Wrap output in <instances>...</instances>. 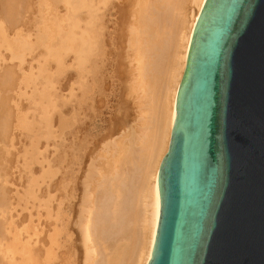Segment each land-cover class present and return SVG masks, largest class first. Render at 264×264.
<instances>
[{
  "label": "bare ground",
  "instance_id": "bare-ground-1",
  "mask_svg": "<svg viewBox=\"0 0 264 264\" xmlns=\"http://www.w3.org/2000/svg\"><path fill=\"white\" fill-rule=\"evenodd\" d=\"M5 1L7 2V0H4V2ZM22 1H20L21 4H24L26 0L23 3ZM41 1H45L46 3V7H44V5L41 6L44 7L43 10L39 9L41 7H34L35 9H39V14L37 13L39 17L45 8L48 9L53 6L59 8L58 5H55L59 0H55V4L53 5L51 0ZM62 1L66 3L69 11V21L67 20L69 22L67 23L69 27L65 28L64 25L59 23L54 39L56 43L52 41L56 45L52 44L53 47H49V45H51L50 40V42H47L49 45L47 44L48 46H45V48L49 49L48 54L46 55L47 51H45V56L42 54L45 63H42L41 60L39 61L41 56L39 59L38 56H35V58L37 57L35 61H37L38 64L39 62L42 63L39 71L34 72L31 70L30 72H26L25 70L24 72L22 65L25 66V64H21L19 61L16 66L20 65L21 70L17 69L19 67L14 65L17 70H14L13 73V70H9V66L11 68L13 64H9L7 65L9 71L5 69V74L1 73L3 76L0 75V84L11 78L12 81H18L21 84V78H23L24 83H26L25 85L33 88V93L30 92L31 95L30 93L27 94V96L30 95L29 97L31 99H34L32 105L35 102L43 108L42 114H39L40 117L42 116V119L39 117L41 122L26 117L25 115H28L26 112L29 110L26 112L21 111L24 114L26 113L25 115L21 114L25 120H23V118L19 119L18 117L20 116L18 114L15 115L18 119L16 120L18 122L20 120L25 121V123L23 122L25 126L20 127L18 126L20 122H16L18 124L16 125L13 123L14 127L15 125L18 126L17 128L24 127L23 129L25 131H27V128L34 133H31L34 138L39 139L43 136L47 139V142L50 138L54 140L53 145L47 143L43 149H40L39 146L35 144L36 141L32 140V146L30 148L26 146L27 152L25 153L27 159L24 162V169L30 170L32 164L35 162H38L46 172L53 168L52 166L56 168V170H54L56 178L49 183H45L44 181L40 183L37 178L34 177L36 173L35 175L31 174L32 182L30 180L31 183L26 193L28 195L27 197L25 195L21 196L22 192L19 191V188L13 190L11 187L12 185L8 183L10 176L7 178L8 182L5 180L6 177L0 176V184L3 183L2 180L5 178L4 180L7 182V188L9 185L12 188H8L9 190L7 189L5 191L6 185L3 184V187L5 186L4 188L2 184L0 185L2 187V189H0V256L2 257H0V263L2 264L3 262L1 261L5 260V264H77L78 261L75 257L77 255L75 254H77L76 251H78V249L75 243L76 239L74 238L76 229V232H78L80 236L78 239L81 243L79 244H82V246H80L82 254L78 253L82 255L81 261L78 262L79 264H148L152 256L161 210L159 169L169 148L172 128L176 118L178 89L186 68L193 30L205 0ZM33 2L36 1L33 0ZM8 3L4 4L2 2L1 5L5 6ZM47 4L52 6L48 5V7ZM62 4L64 3L62 2ZM36 5L38 6L37 2ZM3 6L0 7V10ZM8 6L6 7L8 8ZM22 7L20 5V8ZM34 8L33 10H35ZM80 8L85 9V14L83 13V17L85 16L84 18L80 15ZM18 9H16L17 12ZM61 9L62 8L59 10ZM5 10L3 8L5 12H2L3 16L6 15L7 10ZM35 11L37 12L38 10ZM20 12L24 11L22 10ZM26 12L25 9V13ZM45 12L46 11H44V14L46 15ZM50 12L51 11H49L47 16H44L46 22L47 17L52 13ZM57 12V15H59V18L57 17L59 19L58 21H63L64 17L61 16L62 13L60 14L59 11ZM29 14L28 12V15ZM33 14L32 20L34 21ZM53 14L55 15L54 12L52 15ZM62 15H65V13ZM17 16H15V18H19ZM8 17L10 18V15ZM5 18L6 16L3 19L1 18L3 22ZM21 18L22 17H20V19ZM38 20L40 24L42 19ZM49 21L50 20H48V22ZM30 22H32L31 18ZM30 22H28V24ZM34 22L36 23L37 21ZM35 23L34 26L36 25ZM22 24L23 23L19 25L22 26ZM43 24L45 25V23ZM52 24L54 25V23ZM5 26L4 24V27ZM47 26L49 30L50 25ZM27 28L28 27L25 29L27 30ZM34 29L35 28H33V30ZM37 29L39 30V27ZM44 29H46V25ZM51 30L46 34H42L40 37V39L42 38V42L44 40L48 41V36L52 35ZM6 31L7 30L4 31L0 25V48L5 47L6 50H11V54L13 52V55L18 56V59L20 58L23 63H25L24 61H27V63L32 62L30 58V62L25 60L27 58L25 56L27 55L25 51V58L22 54H15L16 51H20V49L23 50V47H25L24 45L27 44L29 46L26 42H24L23 47L20 46L27 33L22 35L23 37L21 40L17 36L19 40L22 41L19 42L18 40L19 43L17 45L21 48H17V50V46L15 47V44L12 43L14 42V37L10 35L12 33L9 34L10 37L13 38L11 40L12 42H10L9 39L11 38H7L8 34ZM27 31L29 32L30 30ZM15 32L14 30V36ZM20 32L22 31L20 30ZM49 33L51 35L45 36ZM43 35L45 37L44 40ZM36 36L37 34H35L34 37ZM17 37H15L16 41ZM51 37H53V35ZM28 38L29 37H26V39ZM37 41L38 44H41L39 40ZM43 45L44 44H41L44 49ZM28 46L26 51L29 49ZM40 48L38 47L39 50ZM10 52L7 51L11 56ZM0 53L3 54L2 51ZM68 53L70 54V68L67 69L72 71V82L69 88V95L66 96L61 94V96H59L56 94V91L58 92L59 90L57 83L52 80L53 75L52 78L49 77V69L46 62L50 58H53L57 61L56 65L58 64L62 70L66 64V59L69 58V56L68 58L66 56ZM5 55L6 53L4 52V56ZM29 55H31L30 52ZM11 58L17 59L16 57ZM11 58L10 62L12 63ZM35 58H33V60ZM7 61L8 60H6V62ZM3 63L2 61V65ZM35 65L33 64L31 68L33 69L36 67ZM0 70V72H2L4 69L1 68ZM18 70L19 72L21 71V73L23 72L22 75L24 77H20V73L16 72ZM14 74H19L20 79L15 80L16 78L14 77L17 75L15 76ZM40 75L44 77L43 82L41 81L44 86L43 88L41 84V88L38 85L39 80L42 79L39 78ZM56 75L58 76L60 74ZM1 76L5 78V80ZM19 77L17 76V78ZM38 78L39 80H37ZM110 82H113L112 88L115 91L119 88L123 89V93L121 92L122 95L120 96V98H123L121 99L123 102L125 99L133 98L134 105H138H136L138 107V115L136 114V107V120L132 123L133 125L131 124L132 126L130 129L129 126L125 128V125L129 124L128 111L125 107L123 108L124 111L121 116L112 117V120L109 119V121H112L113 126L106 127L104 122L106 123L108 120L104 121L102 119L101 124L104 125L105 128L98 124L99 120L96 117L100 115L98 113L99 108H101L100 111H102L101 106L107 103L105 97L108 94V84ZM11 83L15 84V82ZM11 83L9 84L10 87ZM14 84L12 85L14 86ZM111 84L109 86H111ZM21 85L23 86V84ZM63 86L65 87V85ZM6 87L5 90L7 92V89L9 91L10 87L7 89ZM12 87L11 89L14 88ZM0 89L4 88L0 87ZM15 90L18 91L19 89ZM27 90L28 89H26V91ZM111 92L113 93V90ZM14 93L16 92L14 91ZM20 93L21 92H19V94ZM26 93L27 92L24 94ZM21 95H18L19 99ZM6 96V98H10V95ZM11 96L13 97L14 95L12 94ZM22 97L25 98V95ZM6 101L8 102L7 99L3 102L6 103ZM12 102L13 101H11V103ZM15 104L17 105V103ZM125 104L123 105L121 103V106H125ZM22 105L26 106L24 103ZM14 106L15 105L12 106L13 109ZM9 109L15 111V109H11V106ZM52 111L55 112V116L52 115ZM10 113L11 115H9ZM10 113L5 116H9V118L6 117L9 120L7 125L9 124L8 127H10V131L12 132L11 129L13 125L10 126V124H12L10 120H12L11 117L13 113ZM17 113H19V111ZM117 113L119 114V111ZM3 114H5V112ZM102 114L103 113H101V115ZM104 117L105 115L103 118ZM0 118L3 120L2 122L0 120L1 123L4 121L8 122L6 118H4L5 120L2 117ZM41 123H43V125L45 123L44 127L46 126V131H43L44 127ZM3 124L1 126H3ZM122 128L123 131L127 129L128 132L126 130L124 133L121 130ZM120 131L123 133L121 134ZM15 132H12L11 135H16ZM42 132H47V135H44ZM0 133H2V131H0ZM116 135L120 136L116 137ZM2 138L4 137L2 136ZM12 141L17 142L13 139ZM39 141L41 144L42 140ZM2 142H4V140ZM14 142L9 141L12 145ZM2 147L4 149V146ZM2 147L1 151L3 152L6 149L2 150ZM6 147H8L7 144ZM12 147L14 148V145ZM52 148V156L47 155ZM15 149L20 148L15 147ZM5 152H3V154H5ZM10 156L12 157L11 153L7 155L8 158H10ZM4 157H6V155ZM17 158L19 159V156ZM22 158L24 159L25 157L23 156ZM4 160L5 158L3 159V163L6 162V160ZM9 161L10 160H8V163ZM11 164H6L4 166L8 168V165ZM8 169L7 172L3 170L6 172L5 175H8ZM12 169L10 166V170ZM19 178L21 179V177ZM44 183L45 185H43ZM7 191L10 193L9 196L7 195L8 193H6ZM11 192H13V194H11ZM39 192L40 194H38ZM19 216H22V220ZM18 218L21 220L20 222L23 221L25 224H27V221H33V225L34 219H38V233L34 231L37 233L35 235L30 232L32 234H30L31 237L33 235H35V237L37 235L40 237H33L34 241L37 243H32L33 239H29L30 237L27 238L29 233L26 231L31 226L26 228L22 225L21 227H24L22 229L20 224L17 223ZM18 227L19 229L21 228L20 232ZM22 230L25 231L24 233L27 236L23 234ZM8 237L10 242H6ZM24 238L28 240L23 241ZM35 244L37 245V249L35 248ZM18 251L22 252V260H18L16 256Z\"/></svg>",
  "mask_w": 264,
  "mask_h": 264
},
{
  "label": "water",
  "instance_id": "water-1",
  "mask_svg": "<svg viewBox=\"0 0 264 264\" xmlns=\"http://www.w3.org/2000/svg\"><path fill=\"white\" fill-rule=\"evenodd\" d=\"M148 264H264V0H205Z\"/></svg>",
  "mask_w": 264,
  "mask_h": 264
},
{
  "label": "rangeland",
  "instance_id": "rangeland-1",
  "mask_svg": "<svg viewBox=\"0 0 264 264\" xmlns=\"http://www.w3.org/2000/svg\"><path fill=\"white\" fill-rule=\"evenodd\" d=\"M10 1H11V2H10ZM13 1H14V2H13ZM13 1H12V0H9V1H8V0H7V2H6V1H5V2H6V3L10 2V3H8V4L5 5V6H3V5H1L2 2H3L4 4H6V3L4 2V0H2V2H1V0H0V7L3 6L4 10H5V9L7 10V11L5 10V11H6V15H5V14H4V15L6 16V18L4 19V20H5L4 22H3V20H2V19L5 17V16H3V13H2V12H4V11H3V8L0 10V15L2 14V15L0 16V17L2 18V19L0 18V25L2 26V28L4 29V31L7 30V31H6L7 34H8L7 38H8V39L11 38V39H9L10 42H12V41H11V40L13 39L12 37H14V40H13L14 42H12V43L15 44V45H14L15 47L17 46L16 49H17V48L20 49L21 47H23L24 42H26V43L29 44V46H28L27 44L24 45L25 47H23V50H21V49H20V51H19L18 49H17L18 51L15 50V51H16L15 54L18 53L19 55L22 54V55L24 56V55H25V52H26V54H27L28 56H27V55H25V56H26L28 59L26 58L25 60H28V62H30L29 60L31 59L32 62H30V63H32V64L27 63V61H24L25 63H23V62H21V59H20V58H19L20 60L18 59V56L13 55V52H12V54H11V52H10L11 50H9V49L6 50L5 47H4L5 49H4V48H0V49H3V50H0V52H1V51L3 52V54L0 53V54H1L0 59L2 58L1 60L4 62L3 65L5 64L6 60H8V61H7L8 63L6 62V64H5L6 66H5V65L3 66V65H2V61L0 60V61H1V63H0V65H1L0 69H1V68L4 69V70H2V72H0V75L5 74V73H4L5 69L8 70V66H7V65H9V64L12 65V64H13L12 66H14V65L16 66V64L19 63V61H20L21 64H25V66L22 65V67L24 68V70H23L24 72H25V70H26V72H30L31 70H33L34 72L39 71V68L42 66V63H45V59H44V56H45V53H46L45 51H47L46 55H47L48 52H49V49L45 48V46L47 47V46L49 45L47 42H50V40H51V45H49V47H51L52 44L56 43V40H54V39H55V37H56V36H55V35H56V30H57V27H58L59 23H61L62 25H64L65 28H68V27H69V24H67V23H69V22H68V21H69V20H68V19H69V13H68L69 11H68V8H67L66 3H65L64 1H62V0H59V1L56 0V1H58V2H56L57 4L54 3L55 0H51L53 3L50 2V1H48L49 3H52V5H53V4L58 5L59 8H58V7L55 8L56 6H53L56 10H55L53 7L48 8V7H49L48 5H50V4H47V6H48L47 8L50 9V10H48V9L45 8L46 10L44 9V11H46V12H45L46 15L44 14V11H42V12H43V13L41 12V16H42V17H41V16H40V17L38 16V14H39L38 12H39V9L43 10V8L46 7V6H45V4H46L45 1L42 2L41 0H40V1H39V0H38V1H37V0H34V1L37 2L38 6L36 5V2H33V0H26V1L24 0L25 2L22 1V0H13ZM20 1H22V3L24 2V4H21ZM26 2H28V3H26ZM62 2H63L64 4H62ZM14 3H16V4H14ZM32 3H33V4H32ZM39 3H40L41 5H40ZM9 4H10V5H9ZM11 4H12V5H11ZM29 4H30V5H29ZM8 5H9V6H8ZM15 5H16V6H15ZM20 5H21V7L23 6V7H22L23 9L20 8ZM33 5H34V6H33ZM43 5H44V7H41V6H43ZM52 5H50V6H52ZM65 5H66V7H65ZM6 6H8V8H7ZM13 6H14V7H13ZM24 6H26V7H24ZM31 6H33V7H31ZM60 6H62V7H60ZM5 7H6V8H5ZM9 7H10V8H9ZM28 7H29V8H28ZM34 7H36V8H37V7H41V8H39V9H35ZM15 8H16V9L19 8V9H18V12L21 13V14H19V13L16 11ZM33 8H34L35 10H38V11L36 12L35 10H33ZM60 8H62V9H61L62 12H61V10H59ZM63 8H64V10H63ZM66 8H67V9H66ZM21 9H22L24 12H20V11H22ZM25 9H26V11H27L26 13H25ZM51 9H52L53 11H52ZM57 9H58V10H57ZM9 10H10V11H9ZM41 10H40V11H41ZM47 10H48V11H47ZM33 11H34V12H33ZM49 11H51L52 13L54 12L55 15H54V14L52 15V13L50 12L51 15L49 14L50 16L47 17V22H48V20H50V21H52V22L49 21L50 23H49V22L47 23V22L45 21L46 19L44 20V18H45L44 16H47L48 13H49ZM57 11H59L60 14H61V13H62V14L65 13V15H62V14H61V16L64 17V20L61 21V22L58 21V20H59V19H58V18H59V17H58L59 15H57V14H58ZM14 12H15V13H14ZM28 12L30 13L29 15H28ZM35 12H36V13H35ZM79 12L81 13V14H80L81 17H83V15L85 14V9L80 8V9H79ZM4 13H5V12H4ZM8 13H9V14H8ZM33 13H34V14H33ZM37 13H38V14H37ZM67 13H68V15H67ZM83 13H84V14H83ZM15 14H16V15H15ZM24 14H25V16H24ZM26 14H27V15H26ZM32 14H33V17H34V21H37L36 23L32 20V19H33V18H32ZM36 14H37V15H36ZM7 15H8V16L10 15V18H9ZM17 15H18V16H17ZM30 15H31V16H30ZM2 16H3V17H2ZM15 16H17V17H19V18H15ZM37 16H38V17H37ZM20 17H22V18L20 19ZM24 17H26V18H24ZM52 17H53V18H52ZM57 17H58V18H57ZM84 17H85V16H84ZM84 17H83V18H84ZM7 18H9V19H7ZM30 18H31V21L34 22V23L36 24L35 26H34V23L30 22ZM37 18L40 19V20L42 19V20H41L42 24H41V22H40V24H39V20H38ZM48 18H49V19H48ZM6 19H7L8 21L11 20V21H9V22L12 23V24H10ZM18 19H19V20H18ZM23 19H24V20H23ZM27 19H29V20H27ZM35 19H37V20H35ZM52 19H53V20H52ZM15 20H16V22H15ZM17 20H18V21H17ZM26 20H27V22H26ZM43 20H44V22H43ZM67 20H68V21H67ZM6 21H7V23H6ZM23 21H24V22H23ZM19 22H20V23H19ZM28 22H30V23L28 24ZM65 22H66V23H65ZM16 23H17L18 25H17ZM21 23H23L22 26L19 25V24H21ZM43 23H45V25H46V29H44V28H45V25H44ZM52 23H54V25H53ZM4 24L6 25V26H5L6 28L4 27ZM15 24H16V25H15ZM24 24H27V25H24ZM30 24H31V26H30ZM32 24H33V25H32ZM38 24L41 25V26H39ZM51 24H52L53 26H52ZM66 24H67V25H66ZM7 25H8V26H7ZM13 25H15V26H13ZM43 25H44V26H43ZM47 25H50L49 30H48V26H47ZM55 25H56V26H55ZM19 26H20V28H19ZM24 26H25V27H24ZM29 26H30V27H29ZM8 27H9V28H8ZM10 27H11V28H10ZM14 27H16V28H14ZM23 27H24V28H23ZM26 27H28L27 30H30V31H29L30 33L25 29ZM38 27H39V30L37 29ZM40 27H41V28H40ZM43 27H44V28H43ZM51 27H52V28H51ZM22 28H23V30H22ZM29 28H30V29H29ZM33 28H35V29H37V30H35V29L33 30ZM42 28H43V29H42ZM8 29H9V30H8ZM17 29H18V30H17ZM51 29H52V30H51ZM12 30H13V31H12ZM14 30L16 31V32H15V36H14ZM20 30H21L22 32H20ZM31 30H33L34 32L31 31ZM43 30H44V31H43ZM50 30H51V34L53 35V37H51L52 35H51L50 33L47 34V35H45V36L51 35V36H48L49 39H48V41H47V40H44L45 37H44V35H43V40H44V41L42 42V38L40 39V37L42 36V34H46V33L50 32ZM24 31H25V32H24ZM52 31H53V33H52ZM18 32H20V33L17 34ZM31 32H33V33H31ZM35 32H36V33H35ZM39 32H41V33H39ZM10 33H12V34H10ZM26 33H27V35H25ZM7 34H6V35H7ZM9 34L12 35V37H10ZM23 34H24L26 37H29V38L26 39V37H25V39H24L25 41L22 40V41H23V42H22V41H20V40H21V38L23 37V36H22ZM35 34H37L36 37H34ZM39 34H40V35H39ZM19 35H20V36H19ZM38 35H39V36H38ZM17 36L20 38V40H19V38H18ZM15 37H17V41L15 40ZM31 37H32V38H31ZM37 37H38V38H37ZM50 37H51V38H50ZM30 39H33V40H30ZM18 40H19V42H22V43L20 44L21 47H19V45H17V44L19 43ZM37 40H39V43L41 42V44H44V45H43V46H44V49H43V47L41 46V44H38V41H37ZM52 41H53L54 43H53ZM15 42H17V43H15ZM29 42H31V43H29ZM34 44H35V45H34ZM47 44H48V45H47ZM32 45H34V46H32ZM36 45H37L39 48L41 47L40 50L38 49V47H37ZM54 45H56V44H54ZM27 46H28V48H29V49H27L28 51H26ZM52 47H53V46H52ZM52 47H51V48H52ZM30 48H31V50H30ZM33 48H35V49H33ZM36 48L38 49L37 52H36V50H37ZM24 49H25V50H24ZM45 49H46V50H45ZM5 50H6V51H5ZM29 50H30V51H29ZM34 50H35V51H34ZM7 51L10 52L11 56L9 55V53H7ZM24 51H25V52H24ZM31 51H34V52H31ZM39 51H40V52H39ZM4 52L6 53V55H5L6 57L4 56ZM20 52H22V53H20ZM29 52L31 53V55H29ZM23 53H24V54H23ZM33 53H34V54H33ZM37 53H38V54H37ZM39 54H41V55H39ZM42 54H43L44 56H43ZM8 55H9L10 58H11V57H16L18 60L15 59V58H14V59L11 58V59H12V63H11V62H10V58L8 57ZM3 56H4V57H3ZM25 56H24V58H25ZM31 56H32V57H31ZM35 56H38V59H39V57L41 56L42 59L40 58L39 61L41 60L42 63L39 62V64H38V62L35 61V60H37V57L35 58ZM66 56H67V58H68V56H69V58H68L69 61H68V59H66V57H65V59H66L67 61H65L66 64L64 65V68L62 69L63 71L60 69V67H59L58 64L56 65L57 61H56L55 59L50 58V59L46 62V63H47V67H48V69H49V70H48L49 77L52 78V75H53V79H52V80H53L54 82L57 83V87H58L59 90H58V92L56 91V94L59 95V96H61V94H64V95H66V96L69 95V88H70V85H71V82H72V80H71L72 71H70V69H67V68H70V66H69V65H70V63H69V62H70V54L68 53V55H66ZM3 58H4V59H3ZM5 58H7V59H5ZM29 58H30V59H29ZM33 58H35V59L33 60ZM65 59H64V60H65ZM14 60H16V61H14ZM13 61H14V62H13ZM33 61H34V62H33ZM35 62H36V63H35ZM67 63H68V64H67ZM27 64H28V67H27ZM33 64H34V65L37 64V65H35L36 67H34L35 70H34V68H33V69L31 68V67H33ZM54 64H55V65H54ZM40 65H41V66H40ZM53 65H54V66H53ZM12 66H11V68H10V66H9V70H11V71L13 70V71H12L13 73H14V70L20 69V65H17V66H16V67H19V68H17V69H16L15 66H14V67H12ZM26 67H27V68H26ZM56 69H57V71H56ZM66 69H67V70H66ZM9 70H8V71H9ZM20 70H21V69H20ZM28 70H29V71H28ZM65 70H66V71H65ZM71 70H72V69H71ZM0 71H1V70H0ZM58 71H59V73H58ZM16 72L18 73L19 70L16 71ZM16 72H15V73H16ZM52 72H53V73L55 72V73L53 74ZM62 72H63V73L65 72V73L63 74ZM1 73H2V74H1ZM19 73H20V75H21L20 77H24V76L22 75L23 72L21 73V71H20ZM56 74H60V75L57 76ZM14 75L16 76L17 74H14ZM2 76H3V75H2ZM2 76H1V77H2ZM12 76H13V75H12ZM17 76L19 77V74H18ZM17 76L14 77V78H16L15 80L20 79V77L17 78ZM38 76H39V75H38ZM68 76H69V77H68ZM2 78H3V77H2ZM39 78H42V79L39 80ZM39 78L37 79V80H39V84H38V85H39L40 88H41V86H42V88H43L44 86L42 85V82H43V78H44V77H43L42 75H40ZM3 79L5 80V78H3ZM0 80H1V79H0ZM10 80H11V81H10ZM13 80H14V79H13ZM21 80H22V82H23V83L21 82V84H23V86H25V87H23L18 81H12V78L9 79V80H7L8 82L5 81L6 83L4 82V83L0 84V85H1L0 87L4 88V89H0V90H1V91H0V103H1V104H0V117H2L3 119L6 118V117L9 118V116H5V115H6L8 112H9V113L12 112V113H13V114H12V117H13V118L10 116L11 119H12V120H10V121L12 122V124H10V126L13 125V128L11 127V128H12L11 130H12L13 133H14L15 130H16V132H15L16 135H15V134H12V135H13V136H12V135H11L12 132L10 131V127H8L9 124L7 125V123H9L8 118H6V120H8V122H7V121H4V122H3V123H5L6 125L3 124V123H1L3 120L0 118V120H1V122H0V127H1V129H0V131H2V133H0V135H1V136H0V141H1L2 139L4 140V142H2L3 140L0 142V144H1V146H0V151H1V147H2V146H4V149H3V147H2V150H5V149H6V150H5L6 152L3 151V152H5V154H3L2 151L0 152L1 155L3 154V155H2L3 157L6 155V157H4L5 160H6V162H4V163H3V159H4V158L0 155V157H1V158H0V162H1V163H0V164H1L0 169L3 168L2 170H0V171H1L0 173L2 174V175L0 174V176H1V177H2V176L6 177V179L3 177L6 181L8 180L7 178H9V176H10V178H9V182H8V181H7V182H8L10 185H12L11 187L13 188V190L19 188V191L22 192V193H24V194L21 193V196H22V195H25V196L27 197L28 195H27L26 193H27V191H28V189H29V185H30V183L32 182V180H31V174H34V175H35V173H36V175H35L34 177H36L37 180H38L40 183H43V181H44L45 183H49V182H52V181L56 178V174H55V171H54V170H56V168H55L54 166H52L53 168H51L48 172H46V171H44V170L42 169V166L39 165L38 162H35V163L32 164V168H33V170H32V168L29 170V169H24V167H23V166H25V165H24V164H25L24 162H25L26 159H27V157H26V153H25V152H27V148H26V146H27L28 148H30V147L32 146V140H33V141H34V140L36 141L35 144L38 145L40 149H41V148L43 149L47 143H50L51 145H53L54 140H53L52 138H50V140H48V142H47V139H45V137H43V136L40 137L39 139H38V138H34V136L31 135V133H32V134H34V133L31 132V131H29L27 128H26L27 131H25V130L23 129L24 127H23V128H17L18 126H20V127H21V126H25V124H23V122L25 123V121H23V120H25V119L23 118V115H25L26 113H28V115H27V114L25 115L26 117H28V118L31 119V120H32V119H35V120H37V121L39 122V121L42 119V118H41L42 116L40 117L39 114H40V113L42 112V110H43V108H41L42 106H41V105H37L35 102H34V104L32 105L34 99H31L29 96L31 95V93H33V88H32L31 86L25 85L26 83H24L23 78H21ZM70 80H71V81H70ZM2 81H3V80H2ZM2 81H1V82H2ZM41 81H42V82H41ZM63 81H64V82H63ZM11 82H15V84H14V83H11ZM10 83H11V87L13 86L12 84H14V86H13L14 88L12 87L13 89H11V87H10V85H9ZM111 83H112V84H111ZM3 84H4V85H3ZM16 84H17L18 87L16 86ZM40 84H41V86H40ZM110 84H111V86H109ZM63 85H65V87H64ZM6 86H7V87H6ZM15 86H16V87H15ZM20 86H21V87H20ZM5 87H6V89L10 87V88H9V91H10V92L8 91V89H7V92H6ZM19 87H20V88H19ZM112 87H113V82H110V83L108 84V94H107L106 97H105L107 103H106V105H105V104L103 105V106H105V107L101 106V107H102V111H100L101 108H99V112H98L100 115H101V113H103V114H102L101 116L98 115V116L96 117V118L99 120V121L97 120V121L99 122L98 124L101 125L103 128H105V126H106V127H107V126H110V127H111V125L113 126L112 121H111V120H112V117L114 118V117H119V116H121L122 113H123V111H124L123 108L125 107V109L128 111V122H129V124L126 123V124H128V125H125V128L129 126V129H130L131 126L133 125L132 123L134 122V120H136V114L138 115V113H137V112H138V111H137V109H138L137 106H138V105L136 104V102H135V104H136L137 106L134 105V99H133V98H128V97H127L128 99H125L126 102H125V101L123 102V101L121 100V99H123V98H120V96H121L122 93H123V92H122L123 89L119 88L117 91H115ZM29 88H30V89H29ZM10 89H11V90H10ZM15 89H17V90L19 89L18 91L21 92V93H22V91H23L22 95H21V93L19 94V92L16 91ZM23 89H24L25 91H24ZM26 89H28L29 91H28V90L26 91ZM125 89H126V88H125ZM2 90H3V91H2ZM12 90H13V91H12ZM31 90H32V91H31ZM67 90H68V91H67ZM112 90H113V93L111 92ZM14 91H15L16 93L18 92V93H17L18 95H21V96H20V99H21V100L19 99L18 95H17L16 93H14ZM1 92H3V93H1ZM25 92H27V93L24 94ZM30 92H31V93H30ZM121 92H122V93H121ZM6 93H7V94H6ZM29 93H30V95L27 96V94H29ZM3 94H4V95H3ZM12 94L14 95L13 97L11 96ZM2 95H3V96H2ZM6 95H8V96L10 95V98H9V97L6 98V97H7ZM24 95H25V98L22 97V96H24ZM1 96H2V98H1ZM16 96H17V97H16ZM26 96H27V97H26ZM107 96H108V97H107ZM31 97H32V96H31ZM3 98H4L5 100H6V99L8 100V102L6 101V103H7L8 105H7L5 102H3V101H5ZM11 98H12V99H11ZM13 98H14L16 101H15ZM17 98H18V99H17ZM28 98H30V99H28ZM107 98H108L109 100H108ZM119 98H120V99H119ZM125 98H126V97H125ZM118 100H119V101H118ZM11 101H13V102L11 103ZM35 101H37V100H35ZM137 101H138V100H137ZM119 102H121L123 105H124L125 103H126V104H125V106H123V105L121 106V103H119ZM15 103H17V105H16ZM23 103L26 104V106L22 105ZM108 103H109V104H108ZM110 103H111V104H110ZM9 104H11V105H9ZM35 104H36V105H35ZM1 105H2V108H1ZM3 105H5V106H3ZM6 105H7V106H6ZM13 105H15V106H14L15 111H11V110L9 109L10 106H11V109L14 110V109L12 108ZM16 106H17L18 108H17ZM23 106H24V107H23ZM35 106H37V107H35ZM107 106H108V107H107ZM8 107H9V108H8ZM136 107H137V108H136ZM34 108H35L36 110H35ZM117 108H118V109H117ZM135 108H136V114H135ZM4 109L7 110L8 112L5 111ZM18 109H19V110H18ZM31 109H32V110H31ZM119 109H120V110H119ZM16 110H18L20 114L17 113L18 111H16ZM27 110H29L30 112L27 111ZM34 110H35V111H34ZM115 110H117V111H115ZM121 110H122V111H121ZM1 111H2V112H1ZM21 111H23V112H24V111H25V112L27 111V112L24 114V113L21 112ZM32 111H33L34 113H33ZM109 111H110V112H109ZM114 111L116 112V114H115ZM118 111H119V114L121 113L120 115L117 113ZM131 111H132V112H131ZM4 112H5V114H3ZM112 112H113V113H112ZM9 113H8V114H9ZM51 113H52V115L55 116V114H54L55 112H54V111H52ZM104 113H105V114H104ZM129 113H130L131 115H130ZM133 113H134V114H133ZM8 114H7V115H8ZM17 114L20 116V117H18L19 119H20V118H21V119L23 118V120H20V121H19L20 123L17 121L18 119H17V117L15 116V115H17ZM21 114H23V115H21ZM41 114H42V113H41ZM2 115H3V116H2ZM9 115H11V113H10ZM13 115H14V116H13ZM52 115H51V117L53 118ZM104 115H105V117H104L105 119L103 118ZM25 116H24V117H25ZM33 116H35V117H33ZM14 117H16V118H14ZM39 117H40L41 119H40ZM106 117H107V119H106ZM133 117H134V118H133ZM14 119H15V122H14ZM16 119H17V120H16ZM53 119H54V118H53ZM101 119L104 120V121H105V120H106V121L108 120V121L106 122L107 124L104 122V125H105V126L101 124V123H102V120H101ZM109 119H111V120L109 121ZM130 119L133 120V121H131ZM4 120H5V119H4ZM100 120H101V121H100ZM11 122H10V123H11ZM16 122H18L20 125H19L18 123H16ZM40 122H41V121H40ZM13 123L16 124V125L18 124V126L15 125V127H14V124H13ZM2 124H3V126H1ZM41 124L43 125V123H41ZM131 124H132V125H131ZM135 124H136V122H135ZM4 125H5L6 127H5ZM44 125H45V123H44ZM44 125H43V127H44ZM102 127H101V128H102ZM2 128H3V129H2ZM4 129H6L7 131L4 130ZM22 129H23V130H22ZM44 129H45V130H44ZM121 130L123 131V128H122ZM124 130L126 131L127 129H124ZM28 131H29L30 133H29ZM43 131H46V126L43 128ZM122 131H120L121 134H122L123 132L125 133V131H123V132H122ZM4 132H5V133H4ZM127 132H128V130H127ZM6 133H8V134H10V135H8V134H6ZM42 133H44V132H42ZM42 133H41V134H42ZM94 133H97V132H94ZM2 134H3V135H2ZM117 134H118V133H117ZM6 135H8V136H6ZM14 135H15L16 137H15ZM44 135H47V132L44 133ZM2 136H3L4 138H2ZM117 136H118V135H116V137H117ZM119 136H120V135H119ZM119 136H118V137H119ZM9 137L11 138V140H10ZM12 137H13V138H12ZM30 137H31V138H30ZM15 138H17V139H15ZM12 139L15 140V141H17V142L12 141ZM39 140H42V141H41V144L39 143V142H40ZM9 141L15 143V144L13 143L14 148L12 147L13 145H12L11 143H9ZM6 142H8L9 144L6 143ZM42 142H44V143H42ZM16 143H17V144H16ZM37 143H38V144H37ZM6 144H7L8 147H6ZM42 144H43V145H42ZM10 145H12V146H10ZM16 145H17V146H16ZM24 145H25V146H24ZM40 145H41L42 147H41ZM5 147H6V148H5ZM15 147H16V148H20V149H15ZM24 147H25V148H24ZM8 148H10V149H8ZM11 148H12V149H11ZM24 149H25V150H24ZM10 153H11L12 157L10 156V158H8L7 155H9ZM12 153H14V154H12ZM52 153H53V148L51 149L50 153L47 154V155H51V156H52ZM19 154H20V155H19ZM22 155L25 157L24 159L22 158V157H23ZM18 156H19V159L17 158ZM7 158H8V159H7ZM12 158H13V159H12ZM1 160H2V161H1ZM5 160H4V161H5ZM8 160H10V161H12V162L9 161V163H8ZM22 160H23V161H22ZM19 162H20V163H19ZM2 163H3V166H2ZM5 163H6V164H11V163H12L11 165H8L9 167L7 166L9 169L6 168V167L4 166V165H6ZM10 166H11V169L13 168L12 170H10ZM4 168H5V169H4ZM17 168H18V169H17ZM7 169H8L9 172H8V175H7V174L5 175V173L7 172ZM3 170H5L6 172L3 171ZM28 170H29V172H28ZM10 171H11V173H10ZM26 171H27V173H26ZM3 172H4V173H3ZM9 173H10V174H9ZM48 173H49V174H48ZM3 174H4V175H3ZM45 176H46V177H45ZM19 177H21V179H22V178H23V179L21 180ZM50 177H51V178H50ZM4 179L2 180V178H1V180L3 181V183H1V184H2V187H3V184L6 185V183H7ZM30 180H31V182H30ZM2 181H1V182H2ZM4 181H5V182H4ZM11 182H12V183H11ZM45 183H44L43 185H45ZM1 184H0V185H1ZM9 184H8V185H9ZM18 184H19V185H18ZM10 185H9V187H8L9 189L11 188ZM27 186H28V187H27ZM2 187L0 186V189H2ZM4 187H5V186H4ZM4 187H3V188H4ZM8 188H7V185H6V187H5V191H6ZM12 188H11V189H12ZM21 188H22V189H21ZM9 189H8V190H9ZM23 189H24V191H23ZM26 189H27V190H26ZM25 190H26V191H25ZM10 191H11V190H10ZM8 192H9V191H7L6 193H8ZM9 194H10V193H8L7 195L9 196ZM11 194H13V192H11ZM38 194H40V192H39ZM30 200H32V199H30ZM16 202H17V200H16ZM36 202H37V201H36ZM31 203H33V202H31ZM31 203H30V205H31ZM19 207H20V206H19ZM23 215H26V214H23ZM21 217H22V216H19V218L22 220ZM19 218L17 219V220H18L17 223L20 224V227H21L22 225H23L24 227H26V228H27L28 226H31V227H29V229H28L29 231H28V230L26 231L27 233H29V236H27V235L24 233L25 231H23V230H22V231H23V234H25V235L27 236V238L30 237L29 239H31V240L33 239L32 243H35L36 241H34V238H33V237H35V235L38 233V230H37V227L39 228V225H38V222H39V221H38V219H36V218L34 219V225H35V224L38 225V226L35 225V226H36V227H35V226L33 225V223H32L33 221H32V222L27 221V222H26V223L28 224V225H27V224L23 223V221L20 222L21 220H19ZM35 220H37V221H35ZM18 224H17V225H18ZM31 224H32V225H31ZM25 225H27V226H25ZM24 227H23V228H24ZM21 228H22V227H21ZM21 228H20V229H21ZM23 228H22V229H23ZM30 228H31V229H30ZM33 228H34V229H33ZM18 229H19V227H18ZM20 229H19V232H20ZM24 230H26V229H24ZM34 231H36L37 233L34 232ZM76 231H77V230L75 229V233H76V234H75L74 238L76 239V240H75V243H76V246H77L78 251H76L77 254H75V255H77V256H75V257H76L77 261L80 262V261H81V256H82V255H79V254H82L81 249H80V246H82V244H81V245L79 244V243H81V241L78 239V238H80V236L78 235L79 233L76 232ZM30 232L34 233L35 235H33V236L31 237V236H30V234H31ZM25 235H24V236H25ZM31 235H32V234H31ZM22 236H23V235H22ZM37 236H38V235H37ZM37 236H36L35 238H37ZM38 237H39V236H38ZM39 238H40V237H39ZM6 239H7V236H6ZM10 240H11V238H10ZM26 240H28V239H26V238L23 239V241H26ZM35 240H38V239H35ZM77 240H78V241H77ZM7 241H9V237H8V240H6V242H7ZM76 241H77L78 243H77ZM79 241H80V242H79ZM9 242H10V241H9ZM36 243H37V242H36ZM20 247H21V246H20ZM35 248L37 249V245H36V244H35ZM81 248H82V247H81ZM36 249H34V250H36ZM82 250H83V249H82ZM83 251H84V250H83ZM17 253H18V254H16V256L18 257V260H22V254H21L22 252H21V251H18ZM19 253H20V255H19ZM78 253H79V254H78ZM0 255H1V252H0ZM0 257H1V256H0ZM77 257H78V258H77ZM1 258H2V257H1ZM78 259H80V260H78ZM1 260H2V259H1ZM4 261H5V260H4ZM4 261H1V262H3L2 264H5V263H6V261H5V262H4ZM77 261H76V262H77ZM78 262H77V264H79ZM0 264H1V263H0Z\"/></svg>",
  "mask_w": 264,
  "mask_h": 264
}]
</instances>
